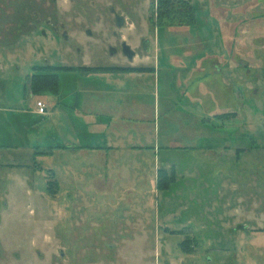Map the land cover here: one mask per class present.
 I'll return each instance as SVG.
<instances>
[{
  "label": "rangeland",
  "instance_id": "rangeland-1",
  "mask_svg": "<svg viewBox=\"0 0 264 264\" xmlns=\"http://www.w3.org/2000/svg\"><path fill=\"white\" fill-rule=\"evenodd\" d=\"M27 1L0 0V264H264V0L156 29L148 0H37L61 15L17 35ZM47 65L72 70L25 93Z\"/></svg>",
  "mask_w": 264,
  "mask_h": 264
},
{
  "label": "flooded vegetation",
  "instance_id": "flooded-vegetation-1",
  "mask_svg": "<svg viewBox=\"0 0 264 264\" xmlns=\"http://www.w3.org/2000/svg\"><path fill=\"white\" fill-rule=\"evenodd\" d=\"M46 0H39L40 3L44 4ZM136 1V0H134ZM149 1V17H147L148 21V26L150 29H156L160 26H162L161 23H158L155 19H154V3H155V0H148ZM34 2H37V0H28L27 3L24 5L23 9L21 10V13L19 12L18 14L14 13V16L12 15V17H14L16 20H15V27H14V31L15 33L18 35L20 34L21 31H24V33L22 34H25L26 31L28 30L27 28L24 29V24L29 21H31L32 23H34V25H41V24H46L47 26H53V21L54 20H57V18L59 17L60 12L59 10H62V9H57L56 11L54 10V16L52 17L51 15H49V13H47L46 15L44 14L43 12V9L41 8H37V7H34V6H31L32 3ZM78 5L74 6V7H68L67 9L64 10V13L65 14H68V12H73L77 9V7L81 6L80 9L84 10L85 12L88 10L87 7L89 6H94V2L92 1V3L88 0H81L78 1ZM137 2V1H136ZM80 3V4H79ZM189 3L192 7V0H189ZM29 4V6H28ZM85 7V8H84ZM193 9V8H192ZM84 11H82L84 13ZM42 13H43V16H42ZM0 14L4 15L5 14V11L4 10H1L0 9ZM48 16V17H47ZM109 19H112L111 17ZM113 24L118 28V29H125L126 27H128V29H134L135 26H133L131 24V22H129V20L126 18V15L123 14V13H119V14H116L115 13V16H114V21H112ZM111 22V23H112ZM2 24L0 23V34H1V30H2ZM69 24H66L63 20L58 24V26H60L62 28V36L65 38V39H69L68 37V32H69ZM21 28V30L19 31V27ZM171 27V26H169ZM13 32V34H15ZM21 35V34H20ZM113 37L115 38V40H118L120 41L121 43V47H122V54L124 57L129 58V55L130 54H134L132 56V59H134L138 54H137V51H135V49H132L130 44H129V41L127 38H125L124 36H122L121 34H119L118 32H113L112 33ZM147 41H143L141 42V46L140 48H143L144 51H146L147 53L148 50H146L147 48L145 47V43ZM145 53L146 55H149ZM140 54V53H139ZM139 56V55H138ZM0 66H2V69H0V72L3 70V65L0 64ZM52 67L54 70L52 71H44V70H40L41 68H50ZM84 70H90V69H102V68H89V67H83ZM57 70H72V68H58V67H53V66H50V65H47V66H35V67H32V74L30 76L27 77L26 79V82L25 84L27 85V80L32 77V76H35V75H43V74H53V75H56L54 74L55 71ZM128 72H132V71H128ZM57 76V75H56ZM58 78V76H57ZM25 85V93L27 91H29L32 95H34L33 92H31L29 89H27ZM44 92H48V93H51L50 91H44ZM53 94V93H51Z\"/></svg>",
  "mask_w": 264,
  "mask_h": 264
},
{
  "label": "trees",
  "instance_id": "trees-1",
  "mask_svg": "<svg viewBox=\"0 0 264 264\" xmlns=\"http://www.w3.org/2000/svg\"><path fill=\"white\" fill-rule=\"evenodd\" d=\"M153 7L154 19L158 23H161L162 26L185 27L195 22L193 9L189 0H155ZM40 70L52 71L54 69L50 67L41 68ZM26 87L34 94L44 91L56 94L58 91V78L53 74L35 75L27 80ZM164 174L165 171H158L156 185L158 191L168 190L170 183L175 180L174 173H171L170 177H166Z\"/></svg>",
  "mask_w": 264,
  "mask_h": 264
},
{
  "label": "built area",
  "instance_id": "built-area-1",
  "mask_svg": "<svg viewBox=\"0 0 264 264\" xmlns=\"http://www.w3.org/2000/svg\"><path fill=\"white\" fill-rule=\"evenodd\" d=\"M37 111L40 115H44L46 113V105L43 102L36 103Z\"/></svg>",
  "mask_w": 264,
  "mask_h": 264
},
{
  "label": "water",
  "instance_id": "water-1",
  "mask_svg": "<svg viewBox=\"0 0 264 264\" xmlns=\"http://www.w3.org/2000/svg\"><path fill=\"white\" fill-rule=\"evenodd\" d=\"M133 53L129 55V58L132 59Z\"/></svg>",
  "mask_w": 264,
  "mask_h": 264
},
{
  "label": "crops",
  "instance_id": "crops-1",
  "mask_svg": "<svg viewBox=\"0 0 264 264\" xmlns=\"http://www.w3.org/2000/svg\"><path fill=\"white\" fill-rule=\"evenodd\" d=\"M84 93H86V91H84ZM109 148V147H108ZM87 149H90V147H87ZM99 149V148H98ZM109 149H111V148H109Z\"/></svg>",
  "mask_w": 264,
  "mask_h": 264
}]
</instances>
